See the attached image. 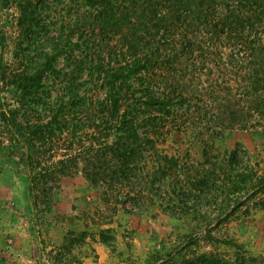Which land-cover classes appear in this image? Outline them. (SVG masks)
Listing matches in <instances>:
<instances>
[{"label": "rangeland", "instance_id": "rangeland-1", "mask_svg": "<svg viewBox=\"0 0 264 264\" xmlns=\"http://www.w3.org/2000/svg\"><path fill=\"white\" fill-rule=\"evenodd\" d=\"M24 1L0 0V69L7 76L0 70V110L19 105L7 71ZM53 1L34 0L46 7V21L65 14L69 2L56 7ZM196 4L199 20L187 30L194 54L182 58L181 71L193 92L182 110L174 109L152 153L174 155L181 173H196L218 169L236 148L262 173L264 0ZM13 144L0 114V264H264V208L254 207L264 199L262 186L251 197L253 190L238 199L232 194L228 202L220 189L210 201H183L172 192L177 185L171 176L157 193L142 186L137 194L95 186L77 171L61 176L47 208L33 203L28 167ZM63 150L40 156L56 160ZM229 203L236 211L219 214L218 207Z\"/></svg>", "mask_w": 264, "mask_h": 264}, {"label": "trees", "instance_id": "trees-1", "mask_svg": "<svg viewBox=\"0 0 264 264\" xmlns=\"http://www.w3.org/2000/svg\"><path fill=\"white\" fill-rule=\"evenodd\" d=\"M67 1L65 14L53 21L43 17L44 5L21 3L22 30L7 71L19 105L0 110L28 167L35 205L48 208L61 176L77 171L95 186L118 185L137 194L142 186L157 193L171 176L177 185L172 192L183 201H210L220 189L228 202L264 189V170L236 148L218 169L196 173H181L174 155L152 153L174 109L182 110L193 92L181 71L182 58L194 54L187 30L199 20L197 0ZM1 74L7 78L3 69ZM54 147L65 149L62 157L40 156ZM229 206L218 207V213H234L237 207ZM254 207L264 208V199Z\"/></svg>", "mask_w": 264, "mask_h": 264}]
</instances>
